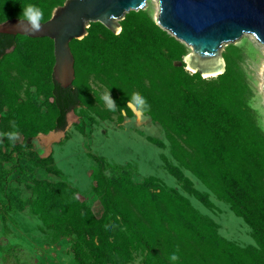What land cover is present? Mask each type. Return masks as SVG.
I'll list each match as a JSON object with an SVG mask.
<instances>
[{
  "label": "trees",
  "instance_id": "obj_1",
  "mask_svg": "<svg viewBox=\"0 0 264 264\" xmlns=\"http://www.w3.org/2000/svg\"><path fill=\"white\" fill-rule=\"evenodd\" d=\"M64 1L0 0V22L23 17L32 8L39 20H46ZM120 22L118 34L96 21L86 36L71 41L76 79L69 87L53 76L51 38L0 33V79H6L0 84L17 91L25 85L27 95V123L16 147L34 154L37 134L65 130L67 114L79 106L92 114V122L117 115L119 124L137 110L164 128L177 162L164 158L169 173L212 207L209 195L196 189L184 170L192 173L243 218L257 246L243 247L224 238L187 196L154 178L136 181L130 167L112 166L95 154L90 156L96 163L101 217L68 182L46 179L33 182L31 212L50 230L70 238L76 264H131L136 251L155 264H264V130L250 104L253 92L243 69L223 52L226 71L203 77L176 63L190 50L147 15L131 10ZM33 88L52 99L46 106L55 114L49 119V111L31 100ZM76 128L85 133V122ZM148 140L160 148L166 145ZM32 159L40 167L54 164L52 155L34 154ZM53 173L63 176L60 169Z\"/></svg>",
  "mask_w": 264,
  "mask_h": 264
},
{
  "label": "rangeland",
  "instance_id": "obj_2",
  "mask_svg": "<svg viewBox=\"0 0 264 264\" xmlns=\"http://www.w3.org/2000/svg\"><path fill=\"white\" fill-rule=\"evenodd\" d=\"M159 9L157 0H147L145 8L134 11L142 12L157 23ZM262 48L263 45L253 35L245 34L235 42L227 43L223 52L229 56L232 63L243 69L253 92L250 104L256 109L259 123L264 130V76L261 81L258 78L259 58L264 59ZM13 49L14 47L8 52ZM187 49L191 48L187 46ZM2 81L6 79L1 78L0 82ZM2 84L0 264H76L70 238L61 237L58 232L47 228L42 219L31 212L29 202L32 199L35 180L66 181L76 189L77 197L89 206L97 217H101L104 209L94 179L96 163L90 154L104 157L112 166L130 167L128 169L134 173L136 181L147 178L161 181L166 187L187 196L201 214L217 224L221 236L243 247L257 246L252 229L243 218L237 216L228 203L209 192L192 173L184 170L194 187L209 195L212 207L204 206L169 173L164 158L175 165L177 162L171 154L164 128L149 116L136 110L132 117H125L120 124L117 122V115L114 120L96 118L92 122V114L79 106L67 115L68 124L65 130L40 132L35 137L34 154L42 157L52 155L54 159L51 167H40L33 162L34 154L16 147L23 141L24 126L27 123L23 110V104L27 102L25 85L17 91ZM30 98L44 112L49 111L48 119L55 114L53 107L48 110L46 106L51 105L52 99L46 98L38 89L31 90ZM108 103H112L109 94ZM82 121L85 122V133L76 128V124ZM10 134L15 135L14 140H9ZM148 137L163 140L165 147H158L150 142ZM56 169L62 171V177L53 173ZM112 172L110 169L106 171L107 175ZM131 264L155 262L143 251H136Z\"/></svg>",
  "mask_w": 264,
  "mask_h": 264
},
{
  "label": "water",
  "instance_id": "obj_3",
  "mask_svg": "<svg viewBox=\"0 0 264 264\" xmlns=\"http://www.w3.org/2000/svg\"><path fill=\"white\" fill-rule=\"evenodd\" d=\"M158 2L157 23L191 48L183 61L176 63H184L186 69L199 72L203 77L226 71L223 51L227 43L251 34L264 44V0ZM146 6L147 0H65L48 19L38 21L39 30H23L18 26L23 17H11L0 22V33L51 38L55 59L53 76L62 87H69L76 79L71 41L86 36L90 23L94 21L118 34L122 30L120 21L126 14Z\"/></svg>",
  "mask_w": 264,
  "mask_h": 264
},
{
  "label": "clouds",
  "instance_id": "obj_4",
  "mask_svg": "<svg viewBox=\"0 0 264 264\" xmlns=\"http://www.w3.org/2000/svg\"><path fill=\"white\" fill-rule=\"evenodd\" d=\"M38 21H39V14L34 8H32L24 12L23 18H20L18 21V26L21 27L23 30L37 31L39 30V27H40V24L38 23ZM13 126H14V123H13ZM8 138L9 140H14L15 135L10 134ZM171 259L175 260L176 256L172 255Z\"/></svg>",
  "mask_w": 264,
  "mask_h": 264
},
{
  "label": "bare ground",
  "instance_id": "obj_5",
  "mask_svg": "<svg viewBox=\"0 0 264 264\" xmlns=\"http://www.w3.org/2000/svg\"><path fill=\"white\" fill-rule=\"evenodd\" d=\"M158 1V0H157ZM159 3V2H158ZM245 35V34H244ZM263 45V55H264V44H262ZM258 65H259V68H260V72H259V76H258V78H259V80L261 81L262 80V78H263V76H264V59H263V57H261V58H259V62H258ZM262 77V78H261ZM262 84H263V82H262ZM264 86V85H263ZM262 94H263V96H264V91L262 92Z\"/></svg>",
  "mask_w": 264,
  "mask_h": 264
}]
</instances>
